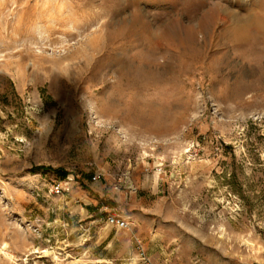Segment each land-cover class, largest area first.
<instances>
[{"label":"rangeland","instance_id":"1","mask_svg":"<svg viewBox=\"0 0 264 264\" xmlns=\"http://www.w3.org/2000/svg\"><path fill=\"white\" fill-rule=\"evenodd\" d=\"M0 264H264V0H0Z\"/></svg>","mask_w":264,"mask_h":264},{"label":"built area","instance_id":"2","mask_svg":"<svg viewBox=\"0 0 264 264\" xmlns=\"http://www.w3.org/2000/svg\"><path fill=\"white\" fill-rule=\"evenodd\" d=\"M69 181H67L65 183V185L63 184H57L55 185V191L57 193H60L61 191L65 192V191H70L71 188L69 186ZM108 223L112 226H116L120 229H125V228H128L130 223L128 221V219H126L125 217H122V216H119V215H116V214H113V215H110L107 219Z\"/></svg>","mask_w":264,"mask_h":264},{"label":"trees","instance_id":"3","mask_svg":"<svg viewBox=\"0 0 264 264\" xmlns=\"http://www.w3.org/2000/svg\"><path fill=\"white\" fill-rule=\"evenodd\" d=\"M61 172H62V171H61ZM62 174L66 175L67 173L63 171Z\"/></svg>","mask_w":264,"mask_h":264}]
</instances>
